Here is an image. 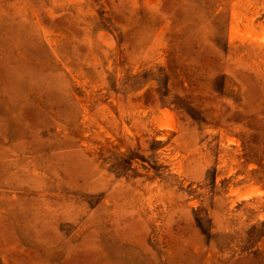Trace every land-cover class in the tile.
Segmentation results:
<instances>
[{
  "label": "rangeland",
  "instance_id": "rangeland-1",
  "mask_svg": "<svg viewBox=\"0 0 264 264\" xmlns=\"http://www.w3.org/2000/svg\"><path fill=\"white\" fill-rule=\"evenodd\" d=\"M0 264H264V0H0Z\"/></svg>",
  "mask_w": 264,
  "mask_h": 264
}]
</instances>
